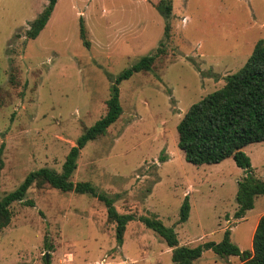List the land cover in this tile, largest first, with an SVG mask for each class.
Here are the masks:
<instances>
[{
	"label": "rangeland",
	"instance_id": "rangeland-1",
	"mask_svg": "<svg viewBox=\"0 0 264 264\" xmlns=\"http://www.w3.org/2000/svg\"><path fill=\"white\" fill-rule=\"evenodd\" d=\"M160 0H58L39 35L25 37L47 0H0V199L27 174L61 172L77 138L106 113L110 79L152 54L149 72L118 85L122 114L104 136L80 151L70 180L115 197L120 214L155 217L180 246L219 243L225 230L240 250L264 215L257 196L234 219L237 182L246 175L231 158L195 166L177 146L176 126L188 108L224 85L264 39V0H170L169 37L154 6ZM83 23L89 47L79 38ZM250 174L264 181V142L247 145ZM188 197V219L178 224ZM10 207L0 230V264H174L171 249L138 221L120 247L102 203L87 195L33 184ZM194 264H240L204 251Z\"/></svg>",
	"mask_w": 264,
	"mask_h": 264
},
{
	"label": "trees",
	"instance_id": "trees-1",
	"mask_svg": "<svg viewBox=\"0 0 264 264\" xmlns=\"http://www.w3.org/2000/svg\"><path fill=\"white\" fill-rule=\"evenodd\" d=\"M58 0H47L42 12L30 23L25 37L35 39L45 27ZM155 10L164 19L163 39L169 37L172 6L170 0H160ZM79 38L85 48L89 47L82 21L79 22ZM163 42L147 56L131 67L123 70L116 78L110 79V95L106 101L105 115L81 134L69 150L56 173L47 168L35 170L26 175L20 185L0 199V230L11 220L10 207L23 204L32 207L33 202L25 201L30 187L47 185L62 193H74L95 198L103 204L107 220L114 224L116 246L120 247L128 222L138 221L151 230L171 249L174 264H194L204 251L210 250L221 257H236L240 264H264V215L257 221L252 235L251 250H240L230 240V230H225L219 243L204 242L195 247L180 246L172 228L165 227L155 217L120 214L114 203L116 198L99 192L89 182H72V174L77 167L80 151L90 141L105 135L107 129L121 116L118 85L133 74L149 72L154 61L164 54ZM177 146L187 163L201 166L217 164L231 158L234 164L245 172L237 182L235 202L237 209L234 219H242L254 206L257 196H264V181L255 179L250 173V160L243 149L252 143L264 142V39L256 42L245 64L234 74L224 77V85L192 104L176 126ZM3 144L0 146V155ZM2 162L0 159V168ZM190 211L188 197L185 196L179 210L178 224L186 222ZM48 264V263H46Z\"/></svg>",
	"mask_w": 264,
	"mask_h": 264
},
{
	"label": "water",
	"instance_id": "water-1",
	"mask_svg": "<svg viewBox=\"0 0 264 264\" xmlns=\"http://www.w3.org/2000/svg\"><path fill=\"white\" fill-rule=\"evenodd\" d=\"M45 261L48 263V254L45 255Z\"/></svg>",
	"mask_w": 264,
	"mask_h": 264
},
{
	"label": "crops",
	"instance_id": "crops-1",
	"mask_svg": "<svg viewBox=\"0 0 264 264\" xmlns=\"http://www.w3.org/2000/svg\"><path fill=\"white\" fill-rule=\"evenodd\" d=\"M257 224V223H256ZM256 227V226H255ZM254 230H255V228H254ZM254 230H253V232H252V235H253V233H254ZM251 242H252V237H251Z\"/></svg>",
	"mask_w": 264,
	"mask_h": 264
}]
</instances>
